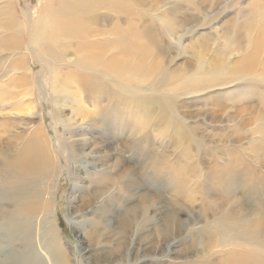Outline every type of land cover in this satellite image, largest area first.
<instances>
[{
  "label": "rangeland",
  "instance_id": "obj_1",
  "mask_svg": "<svg viewBox=\"0 0 264 264\" xmlns=\"http://www.w3.org/2000/svg\"><path fill=\"white\" fill-rule=\"evenodd\" d=\"M138 1V37L146 40L151 34L159 40L161 51L156 54L155 46L150 50L155 53L162 73L169 74L166 80L170 82L171 77L175 84L188 78L193 82L197 75L192 78L193 73L200 75L208 69L214 70V62L225 69L221 81H215L226 83L194 95L185 93L194 87H172L170 84L165 88L171 91H153L159 95L168 93L169 97L178 95L167 108L175 112L172 111L167 120H161L160 125L142 122L141 116L148 110L143 107L147 105L113 107L104 115L99 110L106 101L100 102L88 95L90 91L84 95L82 89L67 85L76 70L69 58L73 51L72 43L53 38L56 43L67 44L68 47L62 59L55 63H45L43 56L37 55L38 48L28 33L20 48L10 46L14 30L4 31L3 19L6 17L4 20H8L9 12H13L16 17L13 29L21 26L29 31L31 24L43 22L40 15L37 16L43 1L0 0V9L6 12L0 15V175L4 177L7 174L5 165L9 159L31 157L30 154L22 155L21 151L30 145L32 139L45 143L38 149L53 155L55 173L50 189L52 206L47 215L50 223L41 234H57L56 245L64 249L62 258L66 264H180L178 262L184 259L189 261L181 264H217L221 253L230 248L219 251V247H206L209 235L213 237V234H206L204 225L216 223L214 219L221 205L228 204V208L254 222L264 217V180H259V177L264 178V168L259 169L256 163V149L264 150V32L262 48L255 55V70L248 76L237 75L248 59L246 55L253 52L248 40V35L254 36L247 25L249 16L257 5H264V0H219L218 4L212 0ZM173 23L182 24L173 35L166 33V24ZM106 24L110 27L114 21L107 19ZM148 27L151 28L149 31L146 30ZM158 80L159 76L155 75V81ZM30 106L32 111L29 113ZM57 110L63 112L57 115L54 113ZM81 113H86V118ZM104 118L107 135L103 134L101 123ZM177 122L186 134L180 145L171 136L177 129ZM157 128L161 132L166 131L167 135L159 137ZM132 138H140L141 144L154 154L155 159L159 160L162 155L167 158L165 167L171 174H168L171 176L169 181L157 183L152 178H142L147 185H154L159 191L167 185V190L162 192L174 210L172 212L166 207L165 211L168 215L175 214L179 229L176 235L183 237L182 242L165 244V250L173 251L165 257H161L160 251H154L152 246L141 250L133 234L136 227H132L131 237L127 236L121 255L111 258L102 255L117 243L113 236L118 231L115 217L123 212L134 192L127 186L121 190L120 184L103 188L102 183L117 176L132 178L138 175L135 168L143 151L133 153L124 148ZM84 143L88 147L82 152L79 148ZM30 151L33 149L29 148L28 153ZM130 156L135 159L125 160ZM228 162L239 167L234 175L226 166ZM214 170L228 177L224 178L230 181L225 189H229V196L234 197L232 203H221L222 195H228L221 192L219 177ZM25 174L31 177L28 183L43 181L41 174ZM95 189H101L102 193L94 200ZM179 190L182 191L180 206L174 207L173 201ZM256 206L261 210H256ZM13 209L10 204H0V211ZM77 212L82 214L75 216ZM152 213L154 211L146 213L148 220L158 223V218ZM0 220V235L3 236L8 223L3 218ZM224 227L234 229L235 234L243 230L228 224ZM248 230L250 238L256 231ZM1 238L0 244L2 241L4 245H0V261L11 250L7 235ZM231 238L227 237L228 242L225 243L231 242L235 246L247 244L241 239ZM251 248L258 252L256 258L264 253L262 247ZM144 256L149 257L144 259ZM44 259V264H50Z\"/></svg>",
  "mask_w": 264,
  "mask_h": 264
},
{
  "label": "bare ground",
  "instance_id": "obj_2",
  "mask_svg": "<svg viewBox=\"0 0 264 264\" xmlns=\"http://www.w3.org/2000/svg\"><path fill=\"white\" fill-rule=\"evenodd\" d=\"M42 1L43 4H41L38 10L40 14L37 16L40 15L43 22L31 24L29 31L28 29L21 28V26L13 29L16 26V17L13 12H9L8 20H4L6 17L3 19V30H14L10 46L20 48L25 34L28 33L31 37V42L38 48L37 55H42L45 63H55L62 59L68 47H66L67 44L61 45L56 43L53 38L58 37L65 41V43L68 41L72 43L73 51L69 58L70 63L74 65L76 70L73 71V76H71L72 81H69L67 85L82 89V94L90 91L88 95L96 97L100 102L106 101V104H103L104 106H101L99 110L104 115H107L113 107L120 108L126 104L129 107L135 104L147 105L146 107L148 108L143 107L144 109H148L146 114L140 115L142 122L145 125H149L151 122L153 125H160L161 120L166 119L168 115L171 116L172 111L175 112L174 109L170 110V108H167L171 104V100L177 98L178 95L169 97L168 93L159 95V93L157 94L153 91L158 92V89H160V92H167L169 88L165 87L170 84L172 87H194L195 89L185 92L188 95H194L210 87L223 86L226 83L218 82L221 81V75L225 69L219 67V65L217 66L214 62L212 63L214 64L212 65L214 70L208 69L205 74L200 75H198V72L193 73L192 78L197 74L196 78H193V82L188 80V78L182 79L180 82L176 81L177 83L175 84L172 83L171 77L170 82L166 80L169 74L162 73L163 69L159 61L154 57L155 53L150 50L151 46H155L156 54L158 51H161L159 40L151 34L147 36L146 40L138 37V12L136 10L139 4L138 0ZM212 2L218 4L219 0H212ZM262 5H257L256 9L249 16L250 19L247 25L251 30L249 32H252L254 36L248 35V40L253 52L246 55L248 59H246L245 65L238 71L240 74L238 73L237 75H241V77L248 76L255 70V55L262 48V36L264 32V5ZM1 10L0 15L6 14V12H2ZM107 19H112L114 24L107 27ZM181 24H166L164 29L166 33L173 35L172 33ZM149 29L151 28L148 27L146 30L149 31ZM262 66L264 67V62ZM155 75L159 76L158 81H155ZM53 91L56 92L55 89ZM31 111L32 107L30 106L28 112L30 113ZM62 112L61 110H57L54 113L59 115ZM80 115L85 117L86 113H81ZM154 116L157 119H154ZM176 116H173V119ZM105 119L101 123L104 128L103 134L107 135L108 128H106L107 121ZM262 119H264V116H262ZM168 124L165 127L166 131ZM175 126L177 129L171 136H174L175 142H177V145H180L182 137L186 134L182 131L179 122L175 123ZM157 130L159 137L167 135L165 134L166 131L163 130L161 132V129L159 130L158 128ZM103 142L105 145L107 144V141ZM127 144L124 147L125 151H133L135 153L141 150L143 151V155L136 168L134 166L135 173H138V175L132 178L117 176L115 179L104 180L102 183L103 188L110 187V184H120L118 187L121 190L127 186L130 187L129 190L131 192L134 191L131 193V199L126 203L127 206L123 207V212L115 217V220H117L115 227L118 231L113 233V236L116 237L115 241L117 240V243H113L111 249L104 251L102 255L108 258H111L113 255H121V248L127 244V236L131 237V229L132 227H136V231L133 234L136 236L135 240H138L140 243L141 250L152 246L154 247V251L156 249L160 251L159 255L161 257H165L169 252H173L172 249L165 250V244L169 241L175 244L182 242L183 237L181 234L176 235L179 229L177 228L175 214L168 215L167 211H165L166 207L170 208L171 211L174 210L170 207L169 201H166L165 194L162 192L167 190V185L161 187L164 190L161 189L162 191H159L160 189L157 190L158 188L153 187L154 185H147L142 178H152L157 183L169 181L171 177L169 175L171 174L168 173L165 167L167 158L162 155L159 160L155 159L154 154L145 145L141 144L140 138H132ZM44 146L45 143L43 141L32 139L30 145L24 147L21 151L22 155L30 154L31 157L9 159L5 165L8 167L7 174L4 177L0 175V204H10L14 207L13 210L0 211V218H3L8 223L7 227H4V230L9 241L8 245L11 246L10 252H7L9 255L7 254V257H4L0 261V264H44L45 261H42L44 258L50 264H66L65 258H62V255L65 253L64 249L56 245V233L53 236L41 234L44 229L49 227L48 224L50 223L47 215L52 206L50 189L53 183L52 177L55 173V169H53V155L48 152L39 151L38 149ZM87 147L88 145L84 143L79 149L85 152ZM29 148L33 149L35 153L33 151L28 153ZM256 150V163L259 164V169H262L264 168V150L263 152L259 151V149ZM85 154L88 155V153ZM134 159L135 157L130 156L125 160L130 162ZM226 166L232 169L231 173L233 175L239 171V167L234 166L231 162L226 163ZM162 168L165 170L161 171ZM214 171H216L215 174L219 177V182H221H218L221 192L228 195H222L221 203H232L234 197L229 196L231 195L229 189H225L226 185L230 182L229 179H224L226 176L220 171ZM162 172L164 173L162 174ZM25 173L41 174L43 181L40 183H28L30 175ZM259 180L261 182L264 178L259 177ZM180 191L175 195L173 201L174 207L180 206ZM93 193L95 200L102 193V190L95 189ZM134 200L137 203H131ZM256 210L260 211V206H256ZM148 211H154L152 214L156 215L158 223L154 224L151 220H148L149 218L146 216ZM81 214L77 212L73 216H80ZM239 216L240 213L228 208V204L221 205L217 210L216 218L214 217L216 223L204 225V229L207 231L206 234L209 235L211 232L213 234V237L209 235L210 239L206 241L205 246L210 248L219 247V251L223 250V248L225 250L230 248L228 251L221 253V258L218 257L217 264H264V253L258 254L256 258L255 255L258 252L251 248H264V217L262 216L260 220L258 218L254 222L250 218L247 219ZM227 224L241 227L243 230L238 229V233L236 232L235 234L234 229L224 227ZM211 226L214 227L213 230ZM250 228L256 232L248 238L247 233ZM227 237H232L231 239L233 240L241 239L247 242V244L243 246L236 244L235 246L231 245V242L225 243L228 242L226 240ZM156 243L158 244L157 247L155 246ZM250 243L254 246H249ZM205 249L206 255L209 254L207 248ZM219 251L217 250L216 253H219ZM146 257L149 256H144L143 258L145 259ZM188 261L184 259L178 263L181 264Z\"/></svg>",
  "mask_w": 264,
  "mask_h": 264
}]
</instances>
